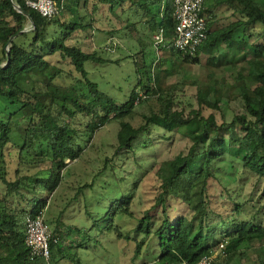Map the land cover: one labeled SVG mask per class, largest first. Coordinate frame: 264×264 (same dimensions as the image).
<instances>
[{
	"label": "trees",
	"instance_id": "obj_1",
	"mask_svg": "<svg viewBox=\"0 0 264 264\" xmlns=\"http://www.w3.org/2000/svg\"><path fill=\"white\" fill-rule=\"evenodd\" d=\"M55 3L57 12L47 17L25 0H0V183L4 186L0 193V264H95L81 259L79 254L91 252L85 232L90 227L63 226L59 216L51 229L49 258L31 257L24 241L25 218L43 211L48 197L61 184L68 163L83 152L97 129L111 119H117L118 123L113 154L121 155L116 159L128 156L139 135L145 136L143 146L154 144L153 130H162L165 137L178 132L190 143L185 151L148 163L149 167L157 164L158 190L142 214L136 215L130 208L135 180L127 188L120 187L118 198L108 197L102 206L96 201L89 215L106 219L103 229L96 222L98 219L93 223L100 233L113 231L118 239L132 240L133 261L142 250L145 255L149 252L157 264L195 262L217 250L211 264H229L235 255H245L254 244L262 245L258 252L264 256V215L244 217L241 213L248 200L233 201L235 216L226 219L219 215L220 226L216 230V225L209 222L211 203L207 197L209 179L219 170L218 162L224 159V154L231 151V156L254 173L257 181L263 180L256 201L264 197V0H211L207 4L203 0L200 13L205 18L206 37L192 54L171 44L176 22L173 0H55ZM99 3L109 9L116 7L121 13L128 7L141 10L142 25L153 31L162 28L168 44L154 47L162 51L159 58H154V64L153 60L146 64L134 59L137 81L122 102L101 91L87 77L84 67L88 59L103 62L111 59L97 50L88 51L65 42L69 37L72 40L70 33L75 29L94 22L93 13ZM222 6L231 10L232 17L226 22L217 16ZM72 7H83L88 18L63 21L66 31L60 34L55 27L49 31L51 24L62 25L56 23L58 14L72 11ZM118 21L121 27L131 30L130 22ZM64 60L70 65L68 69L59 65ZM163 61L168 63L164 68ZM195 62L212 67L211 79L197 84L198 107L184 116L175 107L172 91L164 92L153 74L162 70L171 73L183 63ZM227 67L244 109L230 121L218 120L215 114L224 93L214 73ZM62 88L71 92L65 94ZM153 97L159 106L149 107L142 114V122L133 125L127 117L135 112V105ZM24 108L28 110V118L20 131L14 127L13 119L21 117ZM204 108L211 111L204 114ZM42 163H47V168L42 175H35V185L28 187L20 165ZM171 199L185 202L187 209L177 211ZM259 207L264 208V202ZM122 214L131 216L132 223H125Z\"/></svg>",
	"mask_w": 264,
	"mask_h": 264
},
{
	"label": "rangeland",
	"instance_id": "obj_2",
	"mask_svg": "<svg viewBox=\"0 0 264 264\" xmlns=\"http://www.w3.org/2000/svg\"><path fill=\"white\" fill-rule=\"evenodd\" d=\"M211 0H206V4ZM222 6L217 13L220 21L226 22L230 17L231 10H226ZM72 11L63 10L57 18L56 23L65 20H79L88 18L86 10L81 8H71ZM85 15V16H84ZM94 22L84 27L75 29L70 34L73 38H66L68 44L81 46L85 50H97L98 54L109 58L108 61H94L88 59L84 62L87 77L95 81L98 88L114 97L117 102L124 101L129 91L136 84L137 72L134 59L145 61L149 64L151 60L154 64L155 59L159 58L161 52L154 49L152 44V34L155 32L151 27H145L142 24L144 20L141 10L127 8L124 12L118 9H109L105 4L99 3L93 13ZM123 23H129L131 30L123 26ZM132 22V23H131ZM134 22V23H133ZM62 25L51 24L55 27V32L60 34L66 30ZM72 28H69L71 30ZM49 32V33H51ZM254 33L250 36L253 39ZM69 34V35H70ZM68 35V36H69ZM7 48V47H6ZM1 52V44H0ZM156 52V54H155ZM170 51H166L168 55ZM155 56V57H154ZM56 59V56L52 58ZM59 65L68 69L70 67L67 62L61 61ZM168 63L163 61L162 68ZM229 67L223 70H216L214 76L217 83L223 87L224 96L220 100V108L216 112L218 120L230 121L237 112H242L243 103L238 96V90L232 86V78L229 76ZM212 67L204 62H195L191 64L183 63L179 68H175L171 73L155 72L153 78L155 82L160 83L164 92L172 91L175 107L183 112L186 116L191 109L198 107L196 100V86L200 82L211 79ZM23 76H26L23 74ZM62 80V83H66ZM65 94L71 92L62 88ZM87 95V92H85ZM159 101L153 97L150 100H143L135 105V112L132 116L127 117L133 125L142 122V114L148 112L149 107L157 108ZM210 109L204 108L203 113L207 114ZM21 117L17 116L13 119V125L21 131V125L27 120L28 110L24 108ZM118 128L117 119L109 120L105 125L101 126L93 134L90 141H87L83 152L73 159L65 168L64 176L61 184L48 197L47 206L43 209L44 219L47 221L50 229L56 224L55 218L59 216L62 225L69 228L90 227L86 230L87 237L90 239L91 252L85 255L79 253L81 259L90 263L103 264L106 261L118 262L120 264H137L139 261L145 263L157 264L149 252L145 255L142 250L141 255L135 258L134 242L132 240L118 239L113 235V231L100 233V228H104L106 219H98L93 213L96 203H106L109 199L121 194V188H127L134 180L137 181L131 199L130 208L134 214H142V210L152 204L154 196L158 190V182L156 180L155 169L157 164L149 167L148 163L152 161H161L175 155L179 151H185L189 145V140L178 132H170V137L163 136L162 130H153L152 145L143 146L145 136H138L133 143V150L129 151L128 156L122 159L114 156L113 150L116 142V131ZM84 135V134H83ZM86 138V135H84ZM150 143V141H147ZM152 143V142H151ZM224 154V159L218 162L220 168L215 175L209 179L207 188V197L211 203L209 212V222L215 224V229L219 230V215L226 216L230 219L235 216L233 213V201L244 202L241 215L247 218L252 215H264V208H260L259 204L264 202V197L258 199L261 192L263 180H258L254 173L241 165L238 158L231 156L233 151ZM20 173L25 175L24 180L27 186L35 185L34 176H40L47 168V163L39 166L21 164ZM91 186L83 185L84 183ZM81 185V186H80ZM92 185H94L92 187ZM79 187H82L79 190ZM121 187V188H120ZM3 184L0 183V193L3 191ZM230 196H228V193ZM103 198V200H98ZM97 201V202H96ZM173 207L178 210L187 209L185 202L171 199ZM101 208V207H99ZM190 213V212H189ZM125 223H132L131 216L127 214L120 215ZM229 217V218H228ZM98 222V225L94 224ZM229 224V223H228ZM128 225V224H126ZM84 229V228H83ZM101 243V244H98ZM97 247L95 248V246ZM262 245L254 244L245 251V255H235L229 264H264V256L259 254L258 250ZM82 250V249H81ZM217 250L214 252L216 253ZM104 261V262H103Z\"/></svg>",
	"mask_w": 264,
	"mask_h": 264
},
{
	"label": "built area",
	"instance_id": "obj_3",
	"mask_svg": "<svg viewBox=\"0 0 264 264\" xmlns=\"http://www.w3.org/2000/svg\"><path fill=\"white\" fill-rule=\"evenodd\" d=\"M25 3L44 16L51 17L57 12L55 0H25ZM203 0H173L172 13L175 25L171 37V44L184 53H194L199 43L206 37L205 18L202 16ZM164 30L160 28L152 34L154 47L167 44L164 41ZM168 46V44L166 45ZM158 50V48H156ZM51 229L44 221L43 211L35 216L25 218V244L29 248L30 256L49 258V238ZM54 241L55 237L52 238ZM222 245V244H221ZM216 253L203 256L195 262L183 261V264H211Z\"/></svg>",
	"mask_w": 264,
	"mask_h": 264
},
{
	"label": "water",
	"instance_id": "obj_4",
	"mask_svg": "<svg viewBox=\"0 0 264 264\" xmlns=\"http://www.w3.org/2000/svg\"><path fill=\"white\" fill-rule=\"evenodd\" d=\"M17 6V5H16ZM18 7V9L20 10V11H23L24 12V10L22 9V8H20L19 6H17ZM12 38V36H10L9 37V39H11ZM7 56H8V49H7Z\"/></svg>",
	"mask_w": 264,
	"mask_h": 264
}]
</instances>
